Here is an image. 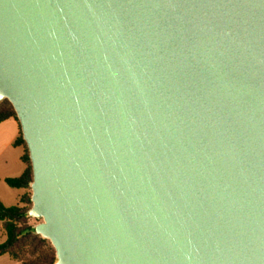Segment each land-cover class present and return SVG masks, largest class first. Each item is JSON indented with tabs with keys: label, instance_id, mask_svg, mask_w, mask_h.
I'll list each match as a JSON object with an SVG mask.
<instances>
[{
	"label": "water",
	"instance_id": "95a60500",
	"mask_svg": "<svg viewBox=\"0 0 264 264\" xmlns=\"http://www.w3.org/2000/svg\"><path fill=\"white\" fill-rule=\"evenodd\" d=\"M54 264H264V0H0V101Z\"/></svg>",
	"mask_w": 264,
	"mask_h": 264
},
{
	"label": "trees",
	"instance_id": "16d2710c",
	"mask_svg": "<svg viewBox=\"0 0 264 264\" xmlns=\"http://www.w3.org/2000/svg\"><path fill=\"white\" fill-rule=\"evenodd\" d=\"M10 118H14L19 122L13 105L8 100L0 101V123ZM14 145L27 147L22 131L16 138ZM21 158L23 163H30V165H27L22 175L5 179L6 184L16 189L28 188L33 181L29 150ZM24 202L22 199L20 203L13 206H6L0 202V222L7 233V239L0 242V256L6 254L21 264H54L56 255L51 242L36 235L33 227L26 224L29 218L28 209L20 205ZM28 240L30 241L29 244L27 243ZM23 242L27 244L25 245ZM24 245L29 249L28 253L31 256L39 253L36 259L24 256L26 254Z\"/></svg>",
	"mask_w": 264,
	"mask_h": 264
},
{
	"label": "crops",
	"instance_id": "0c3cea01",
	"mask_svg": "<svg viewBox=\"0 0 264 264\" xmlns=\"http://www.w3.org/2000/svg\"><path fill=\"white\" fill-rule=\"evenodd\" d=\"M19 134L20 124L16 119L10 118L0 123V182L2 180L5 181V179L9 177H18L16 174H13V171L15 170L14 165L15 162H17V159L23 162L21 158L22 154L17 155V153H15V150H17V148H20L14 145V142ZM24 171L25 170H23V172ZM1 173L3 175H1ZM0 202H2L1 199ZM6 239L7 233L3 228L2 223L0 222V242L5 241ZM4 256H6V254L0 256V264H19V262L12 259L10 256L9 258L13 261H9L12 263L7 262L5 259H3Z\"/></svg>",
	"mask_w": 264,
	"mask_h": 264
},
{
	"label": "rangeland",
	"instance_id": "374dc122",
	"mask_svg": "<svg viewBox=\"0 0 264 264\" xmlns=\"http://www.w3.org/2000/svg\"><path fill=\"white\" fill-rule=\"evenodd\" d=\"M20 132H21V129H20ZM15 151H16L15 153H17V155H20V154L23 155V154L27 153L28 150H27L26 146H21L20 148H17V150H15ZM27 165H30V163H25V162L23 163V162H21V161H19L17 159V162H15V165H14L15 173L13 171V174H16L17 176L21 175L23 170H25V168L27 167ZM1 175H3V174L1 173ZM31 197H32L31 186L28 187V188L16 189V188H12L8 184H6V182L4 180H2L0 182V199L3 202V204L6 205V206L16 205V204L20 203L21 200L23 199L25 202L21 203L20 205H22L23 207H26L28 209V211H29V209L32 207ZM29 201H30V203H29ZM41 221H42L41 219H36V218H33V217L29 216L28 220L26 221V224L27 225H31L32 227H34L36 224L40 223ZM23 243H25V242H23ZM27 243L29 244L30 241L28 240ZM27 243H25V245ZM31 248H30V250H31ZM39 249H41V247H39ZM25 251H26V254L24 256L25 257H31L32 259H36L38 254H39L38 253V254H36L34 256H31L28 253L29 249L26 246H25ZM3 259H5L7 262L13 261L7 255L4 256ZM17 262H19V261H17ZM9 263H12V262H9ZM19 264H21V263L19 262Z\"/></svg>",
	"mask_w": 264,
	"mask_h": 264
}]
</instances>
